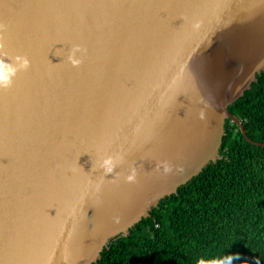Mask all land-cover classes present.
Segmentation results:
<instances>
[{
  "label": "water",
  "instance_id": "1",
  "mask_svg": "<svg viewBox=\"0 0 264 264\" xmlns=\"http://www.w3.org/2000/svg\"><path fill=\"white\" fill-rule=\"evenodd\" d=\"M0 22V62L31 61L0 90V264L97 262L221 158L227 119L264 146L228 109L264 70V0H0ZM72 43L87 48L78 69ZM102 140L125 153L106 181L140 177L106 183L98 204L83 189ZM158 160L183 172L157 175Z\"/></svg>",
  "mask_w": 264,
  "mask_h": 264
},
{
  "label": "trees",
  "instance_id": "2",
  "mask_svg": "<svg viewBox=\"0 0 264 264\" xmlns=\"http://www.w3.org/2000/svg\"><path fill=\"white\" fill-rule=\"evenodd\" d=\"M228 109L264 142V70ZM221 158L153 207L93 264H196L240 253L233 264H264V146L226 120Z\"/></svg>",
  "mask_w": 264,
  "mask_h": 264
},
{
  "label": "clouds",
  "instance_id": "3",
  "mask_svg": "<svg viewBox=\"0 0 264 264\" xmlns=\"http://www.w3.org/2000/svg\"><path fill=\"white\" fill-rule=\"evenodd\" d=\"M6 6V5H5ZM198 25H193L196 27ZM8 30V25L4 22H0V53L5 49L3 43V34ZM9 59L14 61V66H9L0 62V90H8L12 87L14 78L18 72L26 71L31 66V61L28 56L24 54H13L10 57L5 55ZM87 58V48L82 43H72L67 51L64 63L70 65L72 68L78 69L84 64ZM203 118V115H200ZM107 140L94 142L96 148L97 161L93 166V171L102 169V172L95 179H90L84 186L83 193L89 199L100 204L101 193L105 187V184L111 182L113 185H119L120 183L127 185H136L139 183L140 172L137 167L129 165L125 172H116L111 180H105V177L114 173V170L123 163L125 153L122 151H115L111 154L108 153L105 144ZM66 173L75 174L76 169L68 167L65 169ZM183 172L181 164H174L169 160H158L153 173L160 176H168L171 174H179ZM240 253H231L227 255H221L211 259H205L200 257L197 259L196 264H233L234 261H240ZM259 264V262H257Z\"/></svg>",
  "mask_w": 264,
  "mask_h": 264
}]
</instances>
